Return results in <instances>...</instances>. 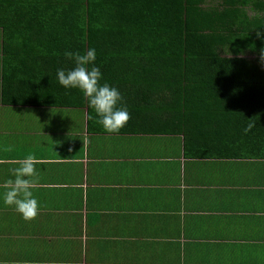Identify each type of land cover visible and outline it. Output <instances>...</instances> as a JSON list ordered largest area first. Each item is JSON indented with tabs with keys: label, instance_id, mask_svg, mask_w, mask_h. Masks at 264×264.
<instances>
[{
	"label": "crops",
	"instance_id": "obj_1",
	"mask_svg": "<svg viewBox=\"0 0 264 264\" xmlns=\"http://www.w3.org/2000/svg\"><path fill=\"white\" fill-rule=\"evenodd\" d=\"M2 47L0 30V264H264V155L251 134L237 141L225 126L220 146L203 148L214 156L197 158L184 135L108 134L88 105L5 104ZM210 125L196 129L203 142L222 128ZM29 154L32 222L4 203Z\"/></svg>",
	"mask_w": 264,
	"mask_h": 264
},
{
	"label": "trees",
	"instance_id": "obj_2",
	"mask_svg": "<svg viewBox=\"0 0 264 264\" xmlns=\"http://www.w3.org/2000/svg\"><path fill=\"white\" fill-rule=\"evenodd\" d=\"M0 30L5 104L86 107L57 70L75 66L65 51L95 49L101 84L120 91L130 114L124 128L184 135L199 158L214 156L203 148L219 147L225 126L238 141L251 122L264 155V0H0ZM213 117L222 128L203 142L196 129Z\"/></svg>",
	"mask_w": 264,
	"mask_h": 264
},
{
	"label": "clouds",
	"instance_id": "obj_3",
	"mask_svg": "<svg viewBox=\"0 0 264 264\" xmlns=\"http://www.w3.org/2000/svg\"><path fill=\"white\" fill-rule=\"evenodd\" d=\"M257 38L264 40V32H257ZM64 56L74 62V67L69 70L58 69L57 78L65 89L79 90L99 117L97 123L103 126L108 134H118L130 121V114L124 105V98L116 87L107 82L101 84L102 73L95 66V49H88L84 53L65 51ZM259 59L264 65V49L259 52ZM251 121V119H249ZM254 125L249 122L244 128L249 132ZM11 147H5L4 151L11 152ZM37 160L33 154H29L18 162V167L13 170L14 179H9L5 188L4 203L14 207L28 222L35 221L40 212L38 200L33 196V188L39 180L36 168Z\"/></svg>",
	"mask_w": 264,
	"mask_h": 264
},
{
	"label": "rangeland",
	"instance_id": "obj_4",
	"mask_svg": "<svg viewBox=\"0 0 264 264\" xmlns=\"http://www.w3.org/2000/svg\"><path fill=\"white\" fill-rule=\"evenodd\" d=\"M250 58H252V59L254 58V59H255L254 56H250ZM69 111H70V110H69ZM61 114H63L62 117H63V116H67V115H68V110H62V111H61ZM63 121H64V120H63Z\"/></svg>",
	"mask_w": 264,
	"mask_h": 264
}]
</instances>
